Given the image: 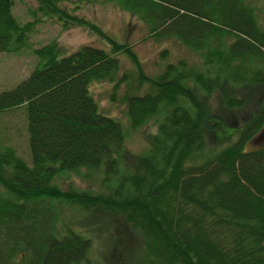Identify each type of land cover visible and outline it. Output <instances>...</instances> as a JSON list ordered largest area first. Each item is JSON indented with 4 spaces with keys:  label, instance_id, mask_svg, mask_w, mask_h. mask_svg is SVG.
<instances>
[{
    "label": "trees",
    "instance_id": "1",
    "mask_svg": "<svg viewBox=\"0 0 264 264\" xmlns=\"http://www.w3.org/2000/svg\"><path fill=\"white\" fill-rule=\"evenodd\" d=\"M14 1L0 0V52L27 46L37 22H18ZM58 1L38 0L39 10L64 27L86 25L108 49L85 44L66 54L55 40L35 47V67L0 92V111L25 106L30 153L28 164L14 149L0 151V264L98 263L88 234L58 226L59 202L87 218L109 211L131 223L143 233L145 264H264V144L244 147L264 127V32L247 0H116L151 35L200 50L198 65L179 59L154 76L127 43ZM115 53L133 70L114 81ZM91 80L114 81L112 101L125 83L117 101L131 128L155 123L143 152L125 148L126 131L98 109ZM202 90L216 93V108ZM81 170L98 171L106 189L93 194L54 181ZM111 243L107 264H116L123 248Z\"/></svg>",
    "mask_w": 264,
    "mask_h": 264
},
{
    "label": "rangeland",
    "instance_id": "2",
    "mask_svg": "<svg viewBox=\"0 0 264 264\" xmlns=\"http://www.w3.org/2000/svg\"><path fill=\"white\" fill-rule=\"evenodd\" d=\"M253 10L258 28L264 32V0H247ZM66 9L71 15L81 17L94 25H97L106 36L119 42L127 43L140 60L143 71L151 76L160 73L167 63L185 59L190 65H198L200 58L196 48L182 43L176 38H162L151 35L148 26L136 13L120 6L116 0H59L57 3ZM12 14L20 23L37 20L33 31L28 35V45L16 51L0 52V92L8 90L23 80L38 63V58L33 48L56 41L61 52L66 54L76 50L81 45L92 44L108 49L107 42L102 36L91 31L86 25L62 26L63 23L53 14H45L39 10L38 0H15ZM233 37L226 36L223 40ZM120 61V70L114 81L126 71L133 70V65L127 57L121 53H115ZM255 62L258 60L255 59ZM260 66V63H257ZM114 81L91 80L89 92L97 103L98 109L106 115L118 120L126 131L124 140L125 148L140 154L147 148L144 139L145 133H155L156 125L151 120L140 128L133 129L129 126L126 114V105L121 103L120 96L125 91V83L119 85L116 92L117 100L110 99ZM201 95L206 96V102L216 108L218 97L216 93H208L202 90ZM251 105L245 107L251 109ZM241 121V120H240ZM234 131V130H232ZM231 133V130L229 131ZM234 139V138H233ZM264 144V127L254 139L245 142L246 150L256 145ZM222 145V144H220ZM14 149L16 154L26 163H30L28 147V133L26 123V110L24 105L0 111V151L5 148ZM81 173L65 172L55 177L54 181L62 188L73 186L78 189L90 190L93 194L100 193L105 188L101 185V174L96 171L93 176L84 177ZM112 185V182L109 183ZM57 208V224L70 225L80 229L92 238V246L89 255L98 262L107 264L112 243L117 239L122 245L121 259H112L116 264H145L141 258V249L144 239L140 231L131 223L113 212H102L98 217H86V213L75 209L72 205L59 202L54 205Z\"/></svg>",
    "mask_w": 264,
    "mask_h": 264
}]
</instances>
